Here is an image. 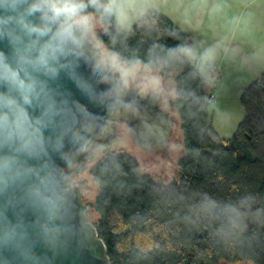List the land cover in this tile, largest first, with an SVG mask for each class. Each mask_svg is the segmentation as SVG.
I'll return each instance as SVG.
<instances>
[{
	"label": "water",
	"instance_id": "obj_1",
	"mask_svg": "<svg viewBox=\"0 0 264 264\" xmlns=\"http://www.w3.org/2000/svg\"><path fill=\"white\" fill-rule=\"evenodd\" d=\"M144 85H124L53 0H0V264H110L72 173L119 134L171 158L169 86Z\"/></svg>",
	"mask_w": 264,
	"mask_h": 264
},
{
	"label": "trees",
	"instance_id": "obj_2",
	"mask_svg": "<svg viewBox=\"0 0 264 264\" xmlns=\"http://www.w3.org/2000/svg\"><path fill=\"white\" fill-rule=\"evenodd\" d=\"M53 1L63 11L98 14L106 26L99 41L128 65L164 77L181 68L168 103L183 134L178 179L158 183L122 150L103 152L88 168L98 185L92 223L110 264H264V72L242 90L245 113L233 134L216 142L206 102L214 71L192 65L187 34L168 16L150 10L124 30L109 0Z\"/></svg>",
	"mask_w": 264,
	"mask_h": 264
},
{
	"label": "rangeland",
	"instance_id": "obj_3",
	"mask_svg": "<svg viewBox=\"0 0 264 264\" xmlns=\"http://www.w3.org/2000/svg\"><path fill=\"white\" fill-rule=\"evenodd\" d=\"M180 0H109L110 8L117 19L118 23L124 30H129L134 23H136L146 12L156 10L168 16L171 20L179 16L178 7L175 9L174 5ZM257 4H251L248 9ZM239 13V12H238ZM71 16L75 22L81 25L93 44V49L100 55L101 59L107 61L115 67L116 74L119 78L124 79V85L132 86L136 81L142 82L145 80L146 85L140 89L141 94H146L152 90H158L165 87L164 95L161 100V106L171 109V113L175 119V131L172 133L169 144V153L171 158L165 157L160 153L156 155H149V152L141 151V149L134 145L131 139L119 134L118 137L107 141L98 142L93 148V155L90 160L83 163L85 170L77 173L75 167L72 173L73 183L81 186L83 191L84 202L89 206V220L92 222L97 218V215L92 210L90 203L94 201L97 194L98 185L89 174L88 168L102 157L105 151H125L134 155L144 172L149 173L158 183H169L177 180L179 176L178 159L184 154V142L181 129L180 118L177 110L171 107L168 103L175 95V77L180 74L181 68L174 67L169 77H164L159 74L158 69L149 68L146 64L128 65L123 62L117 53L106 48L97 36L98 33L105 31L106 26L101 22L100 16L93 13H79L72 11ZM172 17V18H171ZM178 20V19H177ZM196 50V49H195ZM189 53L194 67L199 68L201 72L209 70L213 67H219L218 60L223 53V58L228 59L230 55V46L226 51H221L219 54H204L199 51ZM215 71V70H214ZM230 83V82H229ZM247 82L233 86L221 85V89L216 93V104L208 105V123L212 126L216 135L213 140L218 142L219 139L229 138L238 122L243 118L245 110L239 101V96ZM218 104V105H217ZM127 129L124 122L118 125L117 131ZM221 264H254L252 262H221Z\"/></svg>",
	"mask_w": 264,
	"mask_h": 264
},
{
	"label": "crops",
	"instance_id": "obj_4",
	"mask_svg": "<svg viewBox=\"0 0 264 264\" xmlns=\"http://www.w3.org/2000/svg\"><path fill=\"white\" fill-rule=\"evenodd\" d=\"M175 2L174 7H178L179 16L171 18L187 34L184 51L191 63L193 60L189 53H195L193 51L219 54L230 46L228 59L223 58L221 53L218 64H213L221 66L213 67L215 77L211 82L208 80L211 88L206 99L207 105L216 104V93L221 85L249 84L264 72V0ZM256 2L255 6L248 9ZM210 96L214 98L211 100Z\"/></svg>",
	"mask_w": 264,
	"mask_h": 264
},
{
	"label": "built area",
	"instance_id": "obj_5",
	"mask_svg": "<svg viewBox=\"0 0 264 264\" xmlns=\"http://www.w3.org/2000/svg\"><path fill=\"white\" fill-rule=\"evenodd\" d=\"M213 98H214V97H211V96H210V99H211V100H212Z\"/></svg>",
	"mask_w": 264,
	"mask_h": 264
}]
</instances>
